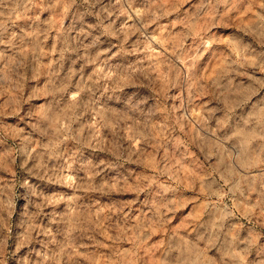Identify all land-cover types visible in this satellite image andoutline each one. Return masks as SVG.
Returning <instances> with one entry per match:
<instances>
[{"label":"clouds","instance_id":"1","mask_svg":"<svg viewBox=\"0 0 264 264\" xmlns=\"http://www.w3.org/2000/svg\"><path fill=\"white\" fill-rule=\"evenodd\" d=\"M80 3L84 11L65 27L57 16L77 0H48L47 8L44 0H0V96L12 113L33 89L43 97L27 104L23 126L0 120V144L24 173L0 188V264L9 240L14 264H96L87 241L102 247L95 237L105 230L92 209L128 191L140 214L129 216L126 204L110 209L119 215L107 264H148L136 253L154 234L152 264H264V0H195L183 18H172L169 0ZM90 13L96 23L86 21ZM117 14L127 22L115 25ZM222 23L237 27L221 33L228 44L214 50L219 67L208 82L196 65ZM103 36L119 41L127 69L112 62L114 45ZM240 75L247 81L237 82ZM206 90L211 100L196 104ZM194 148L199 155L189 162L203 176L186 192L181 161ZM38 176L57 189L45 193ZM178 197L193 205L183 231L168 226Z\"/></svg>","mask_w":264,"mask_h":264},{"label":"rangeland","instance_id":"2","mask_svg":"<svg viewBox=\"0 0 264 264\" xmlns=\"http://www.w3.org/2000/svg\"><path fill=\"white\" fill-rule=\"evenodd\" d=\"M105 5H109L110 3H115V0H104ZM144 3V0H137V6H142ZM195 3V0H169L170 5L175 6V11L172 13V18H175L177 16L183 18V13L185 12V9L189 8L191 4ZM48 6V0H44V4L42 7L47 8ZM85 6H83L80 3V0H77V4L72 7V9L68 12V14L64 17L57 16V19L63 20V24L65 27H67L70 23L73 22V14L77 13L78 11H84ZM99 9V6H97V10ZM50 16V13L48 11H45L43 13L42 19L48 18ZM134 18V16H133ZM86 21L89 23H96V16L94 13H90L85 16ZM111 20L115 23V25L119 26L124 22H127L126 16H119L114 15L111 17ZM30 22V16L29 17H20L17 21L18 24H27ZM107 23V22H106ZM237 25L234 23H222L218 26L219 31L216 33V35L219 37L218 40H215L212 42V47L208 49L207 51H204L201 59L197 62V69L202 70L203 73L208 77V82L211 81V78H213L216 75V70L219 67V59L220 56L214 53L215 49H222L228 44V38L224 35H222V32L230 31L234 28H236ZM168 30H171L170 28ZM97 30H93L95 33ZM52 36H55V32L52 33ZM101 39L106 43H111L114 45L113 52L116 53V55L113 57V63L114 64H123L125 66V69H127L126 64V58L125 53L120 50L119 48V41L116 39V37L112 36H103ZM136 40V36H133L131 40L129 41V44H131L133 41ZM190 43V42H186ZM51 46V37L45 42L43 45L45 50H48ZM127 47V46H126ZM125 58V59H122ZM249 74H252L253 70L248 69ZM258 75H264L258 74ZM237 82L239 81H247L248 76L240 75L237 76ZM33 85V81L29 80L24 85V92L27 94L28 89L31 88ZM136 87H144L142 84H137ZM7 96L2 95L0 96V120H4L9 124H13L17 121L21 123L23 126V121H20V117L24 115V112L26 111L27 104H35L39 103L43 100V97L37 94V91L33 89V92L31 95H26V101L27 103L22 105L18 110L17 113H12L8 110L7 104H6ZM211 100V92L210 90H206L203 95H198L196 98V104H203L207 103ZM213 103H215L213 101ZM160 124H163V120L160 121ZM185 133H188L189 130L187 128L184 129ZM157 136L162 138H167L168 133L163 132L161 133L159 130H157ZM9 135V142H11L10 139V133ZM178 139H189L188 136H178ZM71 145V142H69V146ZM169 151H171L169 149ZM149 152H152V149H149ZM165 149L163 146L160 147L159 152L155 154V159L159 161L160 157L164 155ZM175 156V159L177 161L180 160L179 153H173ZM199 155V153L193 149L192 156L188 157L187 160L181 161L184 164L185 167V177H186V183L183 191L191 192L194 191V189L197 187L195 183V179L197 177L203 176V173L195 166V164L190 163L189 161H194L196 157ZM79 159V157H77ZM18 163V161H17ZM30 166H31V162ZM51 163L49 164V167H51ZM76 167L75 165L73 166ZM146 171H151V169H146ZM24 173L16 166L11 165V158L8 156V154L5 151V146L3 144H0V188H4L5 190H8V186L11 185L15 179V181H21L23 178ZM138 178V177H137ZM34 182L39 185L41 189L45 193L52 192L57 189L56 185H53L51 181H48L43 176L35 177ZM15 191L17 193V196L20 192L19 183L16 184ZM85 197V199L90 198ZM116 199L114 201L112 200H105L101 199L99 203L92 209V211L97 213V218L100 222V224L103 226V229L105 230L104 235L97 234L95 239L99 240L102 244V247H96L92 245V241H87L90 245L89 251L95 252L99 259L96 260V264H107V258L110 256L112 252V236L113 231L111 230L112 224L116 222V217L119 215L118 212L110 211L113 207L119 208L120 205L126 204L127 207L124 209V211L131 216L134 212L136 216L138 217L140 214L139 209V203L136 199V194L134 192H124V193H118L115 194ZM178 204L175 208L174 213H170L171 219L169 220V227H175L179 228L182 231L187 227V225H184L183 219L186 217V214L193 209V205L191 203H179V197ZM252 199H255V194H253ZM17 205L19 207V201H17ZM129 208L131 211H129ZM15 219V217L13 218ZM123 227V225H122ZM128 227H131V225H128ZM14 231V228L12 229ZM262 243H264V235H261L259 237ZM158 243V236L157 234H154L152 239L148 241L147 245L142 247L136 255L143 257L147 259L148 264H152L153 259L159 258V252H153V250L156 248ZM12 249H11V240H9V248L8 253L5 254V264H14V258L10 255ZM83 252L84 250L81 249ZM63 264V262H62ZM81 264H89V261H81Z\"/></svg>","mask_w":264,"mask_h":264}]
</instances>
